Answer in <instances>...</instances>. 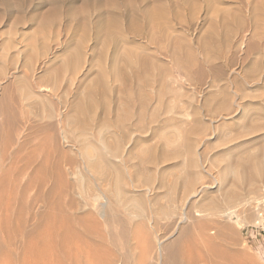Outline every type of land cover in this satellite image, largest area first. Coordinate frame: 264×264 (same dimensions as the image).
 Segmentation results:
<instances>
[{
    "label": "bare ground",
    "instance_id": "obj_1",
    "mask_svg": "<svg viewBox=\"0 0 264 264\" xmlns=\"http://www.w3.org/2000/svg\"><path fill=\"white\" fill-rule=\"evenodd\" d=\"M252 34L255 35L256 31L255 34ZM108 41L106 42L108 43ZM248 45L250 46V43ZM106 46L108 47V45ZM247 48L246 46L245 50ZM240 49L243 50L241 47ZM101 50L103 51V48ZM206 51L203 50L204 53ZM208 53L210 54V52ZM105 54H107L106 51ZM68 56L66 59L69 60ZM127 56L125 57L127 58ZM83 58L77 59V62H80ZM68 64L66 68L69 67ZM78 64L71 65L72 68L70 66L69 70H73V67L75 68ZM133 64L130 63L129 65L133 67ZM147 65L142 66L141 72L144 70V73H146L148 70ZM148 67L152 69V66ZM0 70L2 73L5 72L2 68ZM98 72L100 71L98 70ZM167 75L169 76V74ZM103 77L102 74L101 79ZM115 78H117L116 75ZM166 78L169 81L168 77ZM137 79L138 81L142 80L141 78L139 80L138 77ZM100 80L96 82H101ZM72 81H69V83L72 84ZM93 81L91 83L95 84ZM115 81L117 80L115 79ZM160 81L162 80L160 79ZM1 83L0 264H240L241 260L238 258V253L231 251L229 247V242L232 239L234 240L237 234H235V227L231 223L237 220L242 225L252 224L264 227V211L262 210L257 214V210L264 207L263 134V137L258 141L259 144L247 146L246 149L243 148L244 151L239 153L235 150H222L214 155L209 154L206 159L205 154L202 159L200 158V162L207 161L209 164L203 166L197 158L198 153L196 154L192 147H188L192 142L191 140V142L188 141L189 137L193 134V132L191 134L190 129L199 123L196 121L197 119H194L193 114L191 115L194 118L190 117V114H185L183 116L185 120L180 119V126L178 125V128L174 127L175 124L172 127V132L164 133L162 130L163 133L159 134L161 131L158 133V130H156V135L161 136V138L158 136L159 139H165V141H170V144H174L172 146L174 150H171L172 147H167L168 149L165 147V149L160 150L159 146L162 144H157L162 140H159L156 144L157 141L155 140L157 138L153 140L155 134L152 137L150 136L155 141V143L149 141L151 144L137 140L138 135L132 139L131 134L130 136L123 132L118 136L123 137L122 134L126 135L124 140L122 139L123 142L126 141L121 143L117 140L120 137L117 136L115 131L120 125L118 124L117 128L114 126L115 131H113L111 128L114 124L112 127L108 124L110 118H114L113 122L116 120L115 116L118 117L115 114L116 112H114L115 116H111L109 119L106 118V112V115L102 112L108 122L104 123L105 120L102 115L103 120L100 118L102 121L99 124L97 135L93 136L90 131L92 126L88 125L89 127H87V123L92 118L95 119V112L98 109L96 107L99 105L93 98L92 90L90 91L86 87L82 86L83 90H81V87V91L76 94L78 95L77 99H74L75 101L72 99L74 103L69 104V99L66 100V96L65 99H60L59 103L56 101L59 105H53L50 102L47 103L46 100L44 101L45 97L40 93L38 95L28 85L19 84L15 87L17 89L16 96L11 91L12 86H10L11 89L9 88V81V85L7 83L1 85ZM93 84H90V86L93 87V90H96ZM161 84L156 93L153 92V96L157 97L154 105L155 110L160 105L163 97L161 92L165 87L162 88L163 85ZM100 86L97 87L100 88ZM99 88L97 89L99 90ZM126 90H124V94ZM140 90L143 91L142 88ZM172 90L175 91L174 88ZM101 91L96 92H99L98 94L102 96L106 90L103 91V94L100 93ZM128 91L134 93L131 89ZM62 92L68 95L67 91ZM93 92L95 93L94 96L97 95L95 91ZM122 93L120 92L121 95L119 94L118 98L123 95ZM141 93H145V91ZM132 94H130L129 100L132 98ZM54 95H56L55 92ZM137 95L139 94L137 93ZM223 95H221L222 98ZM104 97L107 98L108 96ZM98 98L103 99L102 97ZM168 98H166V101L164 100L165 103L174 100V97L170 100ZM224 98L226 97L224 96ZM30 99L38 100L39 109L37 111H31ZM106 100L108 99L104 98L101 103L99 101L98 103L102 106L104 105L103 102L110 104ZM138 100L136 102L140 101ZM211 101L214 100L211 99ZM218 101L220 103L221 98ZM223 101L227 100L223 99ZM121 102H119L120 109ZM136 102L131 101V104H136ZM110 105L105 108L111 110ZM115 105L113 106L115 110L112 109L111 111H118L119 108ZM24 106H31L29 111L34 114V118L38 116L37 121H39L37 123L32 124L30 118L26 117L23 111L25 116L18 115V111L21 112ZM125 106L122 108H125ZM143 107L145 108V106ZM116 108L118 109L116 110ZM127 108L129 107L127 106ZM164 108L167 107L164 105ZM140 109H137L138 112L132 109V113H139ZM23 110L25 111V109ZM149 110L151 109L149 108ZM165 110L167 111L168 108ZM124 111L122 112L124 113ZM142 111L145 110L142 109ZM122 112L121 114H123ZM168 112L166 114H169ZM179 112L181 113V111ZM153 113L152 111L151 114ZM33 114H31L32 117ZM238 114L240 120L249 117L246 108H240V105L228 117L232 118ZM138 115L140 116V114ZM119 116L121 115L119 114ZM124 116L127 117L126 114L122 117L124 118ZM142 117L145 118L143 114ZM97 118L95 120L100 122ZM119 118L121 120V117ZM149 118L151 119V116ZM220 118L224 120L227 119V116L226 118L222 116ZM119 120L116 121L120 123ZM263 120L264 117L256 116L254 118L253 116L252 122L247 121L252 125H249L248 134L250 131H256V127H258L257 124L253 126L252 123ZM122 121L125 122L124 119ZM247 123L245 122V124ZM262 123L264 124V122ZM138 126L140 128V125ZM202 126L206 128L204 124ZM247 126L245 125V129H247ZM170 128L168 127V129ZM254 128L256 129L254 130ZM129 131H126V133ZM245 131H243L244 135L247 134ZM232 133L227 131L222 139H217L214 143L216 141H225L224 144L228 143L226 140L235 139V134ZM204 134H207L204 133V130L198 131V133L195 132L193 140L197 141ZM186 142L189 144L187 145ZM163 143L164 146H171L168 145L169 143L166 145L164 141ZM195 147L197 148V145ZM159 150L161 152H157ZM211 152L213 154V149ZM203 155L200 154V157ZM171 159L175 160L172 164L165 163L168 160L171 162ZM208 176L211 183L207 184L203 179ZM229 220H232V222L230 223Z\"/></svg>",
    "mask_w": 264,
    "mask_h": 264
},
{
    "label": "rangeland",
    "instance_id": "obj_2",
    "mask_svg": "<svg viewBox=\"0 0 264 264\" xmlns=\"http://www.w3.org/2000/svg\"><path fill=\"white\" fill-rule=\"evenodd\" d=\"M105 37L108 39L106 40ZM103 40L105 42L109 40L108 43L110 45L107 42L105 44ZM103 42L104 47L102 46ZM240 43L247 45H241ZM249 43L250 46L248 45ZM105 45H108V47L106 46V48ZM246 46L248 48L245 50ZM100 48H103V51L105 48L107 54ZM79 50H81L80 57L78 56ZM203 50L207 51L204 53ZM127 53L132 55L130 56ZM66 55H69V60L66 59ZM73 56L76 60H72L74 59ZM177 56L179 59L176 58ZM81 57L84 58L77 62V59L80 60ZM75 63L79 64L75 68L73 67V70H69V67L75 65ZM130 63H135L133 64L135 67H131ZM67 64L69 65V67L67 66L68 69L66 68ZM144 64H149L146 66L148 72L145 70L146 73H150L148 75L144 73V70L141 72ZM100 65L102 66L100 67ZM148 66H152V69ZM0 68L5 71L2 73L0 70V76L4 77L3 79L0 77V83L2 82L1 85H6V83L9 85L10 83L9 88L12 86V89H10L13 94L17 96L15 87L19 84H25L37 92L38 95L39 93L43 95L45 97L44 101L46 100V102L48 101L47 103L50 102L53 105H59L57 104L59 100L65 99L66 96V100L69 99L68 103L72 104L75 101L74 99H77L78 95L76 94H78V91L83 90V87L90 91L92 90L93 98L99 105H97L98 107L96 108L98 109L95 112V115L99 118L94 117L100 120V122H97L92 118V120L90 119L92 123L91 121L88 122L89 120L87 121V127L92 126L90 127L91 130H89L93 133V136L97 135L99 124H101L103 118L105 120L104 116L107 114L106 118L109 119L111 116H115L114 112H116L115 114L118 117L115 116V119L119 120V117H121L119 121L120 123L122 122V125L116 120L114 123V118H110L112 123L110 119L109 122L106 119L104 123L108 122L111 127L114 124L112 128L110 127L113 131L119 124L121 128L118 127L119 131L117 129L115 131L117 136L118 134L121 135V132L128 135L131 134L132 139L138 135L136 139L146 144H151L149 141L152 142L157 138L158 140H155L157 144L159 140H162L159 139V134L163 133V131L164 133L171 131L175 124L174 127L178 128L180 119L183 121L185 120L183 116L190 114V117L194 116L195 118H193L199 122L197 126L194 125V128L190 129L191 134L202 130L207 133L206 135H201L204 138L200 136L198 144V140H193V134L188 140L189 142L192 141V146L191 143H188V145V141L186 142L189 148L192 147L194 152L199 154H197L199 162L205 154L206 159L209 154L214 155L222 150H235V152L238 151L239 153L244 151L243 148L246 149L247 146L259 144L258 141L263 137L262 134L264 135V124L262 123L264 120L261 122L257 121V123L254 121L255 123H252L253 126L257 124L259 127L260 123L262 124L259 128L256 127L258 130L254 128L256 131H250L251 134L250 132L248 134L249 125L252 126L250 122H252L253 116L254 118L256 116L264 117V0H0ZM101 72H103V79H101ZM72 73L73 76L71 77ZM55 74L57 75L54 76ZM115 75L117 78H115ZM149 75L152 76L150 77ZM97 76L100 77L98 78ZM137 77L142 80L138 81ZM166 77H168L169 81H167ZM96 78L101 79V82H96L99 81ZM92 80H94L93 82L96 85L98 84L97 86L101 85L102 91L91 83ZM69 81H72V84ZM159 83H166L165 86L161 84L163 85L162 88L165 87L163 89L164 93L163 91L161 92L165 99L161 98L160 105L155 110L154 105L157 97L153 95L156 93ZM90 84H93L96 90H93ZM79 86L80 88H78ZM105 86H107V89ZM136 86L141 87L145 93H141L143 92L140 90L141 88H136ZM97 88H99L101 94L106 90L103 95L108 97L100 96L99 92H96L99 91ZM152 88H154L153 91ZM126 89H131L134 93L132 94L131 91ZM124 90H126V96ZM1 91L0 89V93ZM62 91H67L68 95L66 93L63 94ZM93 91L97 93L98 97L108 99L106 101L111 105L103 102L104 105L102 106L100 103L104 98L100 100L97 95L94 96L95 93ZM119 91L121 93L123 91V95L118 98ZM54 92L56 95H54ZM130 94L133 95L130 98L131 101L136 102L138 99L140 101L138 100L139 102H136V104H131L129 100ZM171 95L174 97L173 103L168 101V99L173 98ZM175 95L176 99L180 101L178 100L177 102ZM221 95H223V98ZM134 96L137 97L135 98ZM167 97H169L167 99L168 103H165ZM219 97L221 98L220 103L218 101ZM17 99L19 98L17 97ZM118 99L120 100L119 102L123 99V103L121 102L122 110ZM211 99L214 101H211ZM223 99L229 100V102H224ZM222 101L224 106H222ZM30 102L32 108H30L31 106H24L21 112L20 110L18 111V115L25 116L23 115L24 112L26 117L30 118L29 120L32 121V124H35L39 121H37L38 116L34 118L35 116L29 111V108L31 111H37L39 103H37V99H30ZM113 103L114 105L116 104L115 107L118 106L119 109L116 108L118 111H111L112 109L115 110ZM230 104L231 106H229ZM108 105H110L111 110L105 108ZM124 105H126V109L122 108ZM161 105L163 107L165 105L169 112L165 110L167 108L163 109ZM171 105H174V107ZM226 105L227 107L225 108ZM239 105L240 108H246L249 117L240 120L238 114L229 118L228 115L234 113V110L239 108ZM138 106L145 111H142ZM130 107L132 108L130 109ZM149 108L153 109V114H151L152 111ZM132 109L137 112L140 109V111L139 113H132ZM123 110H125L124 113L122 112ZM155 111L157 112L156 114ZM102 112L104 114L106 112V114L104 115ZM109 112L110 116L108 115ZM141 112H144L142 114L145 116V120ZM167 112L171 113V115L166 114ZM147 113L149 116H147ZM31 114H33V117ZM124 114L127 117L124 116L123 118ZM150 116L151 119L149 118ZM221 116L224 118L227 116V119H224V121L223 118H220ZM126 118L129 119L126 120L127 122L125 121ZM247 121L250 122L247 123ZM164 123L171 128L168 129ZM203 124L206 128L202 126ZM138 125H140V128ZM245 125L247 129H245ZM114 126L116 127L114 128ZM95 127L97 128L95 129ZM122 127L124 128L123 130ZM195 129L197 130L195 131ZM125 130L130 133H126ZM132 130H135L134 133ZM156 130H158V133L161 132L156 135ZM242 130L245 133L247 132L248 135H244ZM227 131L233 132L232 134H235L236 140H226L228 142L226 144H224L225 141H216L214 143L215 140L222 139V136ZM237 133L238 138L241 135L239 139L237 138ZM122 136H118L120 138L117 140L124 143L126 140L124 142L123 140L126 135L122 134ZM150 136H154L153 140ZM109 139L111 138L109 137ZM155 141L152 143H155ZM163 141L166 145L169 143L168 145L171 146H164ZM170 143V141L163 139L157 145L162 144L164 146H159L160 150L165 149V147L168 149L167 147L171 148L174 145ZM213 143L214 146L212 148ZM196 145L197 148L195 147ZM204 148L209 152L206 153ZM210 149H213V154ZM160 150L157 152H161ZM171 150H174L173 147ZM200 154L203 156L200 157ZM169 161L165 163L172 164L175 160L171 159V162ZM200 164L207 166L209 163L203 161ZM209 179L210 177L208 176L203 181L207 184L211 183V179ZM262 210L264 211V207L257 210V214ZM229 221L230 223L232 222V220ZM231 224L235 227V234H237L235 239L229 242V247L231 251L238 253V258L241 260L240 264H264V232L261 230L262 226L242 225L237 220Z\"/></svg>",
    "mask_w": 264,
    "mask_h": 264
},
{
    "label": "built area",
    "instance_id": "obj_3",
    "mask_svg": "<svg viewBox=\"0 0 264 264\" xmlns=\"http://www.w3.org/2000/svg\"><path fill=\"white\" fill-rule=\"evenodd\" d=\"M261 230L264 232V227H261Z\"/></svg>",
    "mask_w": 264,
    "mask_h": 264
}]
</instances>
